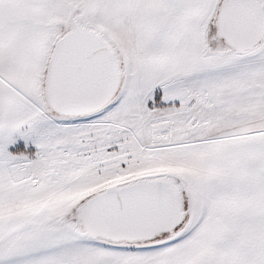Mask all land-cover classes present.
Segmentation results:
<instances>
[{
	"label": "snow or ice",
	"instance_id": "snow-or-ice-1",
	"mask_svg": "<svg viewBox=\"0 0 264 264\" xmlns=\"http://www.w3.org/2000/svg\"><path fill=\"white\" fill-rule=\"evenodd\" d=\"M0 264H264V0H0Z\"/></svg>",
	"mask_w": 264,
	"mask_h": 264
}]
</instances>
